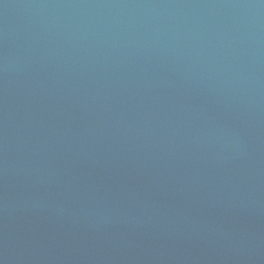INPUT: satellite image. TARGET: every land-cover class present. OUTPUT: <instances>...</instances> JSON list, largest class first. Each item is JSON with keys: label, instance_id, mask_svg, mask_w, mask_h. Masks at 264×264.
<instances>
[{"label": "water", "instance_id": "95a60500", "mask_svg": "<svg viewBox=\"0 0 264 264\" xmlns=\"http://www.w3.org/2000/svg\"><path fill=\"white\" fill-rule=\"evenodd\" d=\"M0 264H264V0H0Z\"/></svg>", "mask_w": 264, "mask_h": 264}]
</instances>
